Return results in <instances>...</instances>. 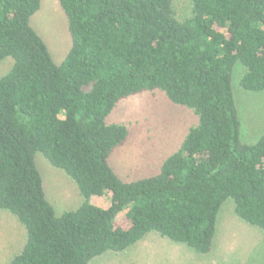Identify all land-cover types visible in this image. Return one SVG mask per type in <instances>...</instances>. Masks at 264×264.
<instances>
[{
  "label": "trees",
  "instance_id": "trees-1",
  "mask_svg": "<svg viewBox=\"0 0 264 264\" xmlns=\"http://www.w3.org/2000/svg\"><path fill=\"white\" fill-rule=\"evenodd\" d=\"M188 1L179 18L173 0H58L70 45L55 62L30 26L41 0H0V62L13 60L0 75V209L25 229L8 264H89L150 232L206 255L228 199L264 234V130L242 140L232 85L239 70L243 91H264V0ZM144 92L192 123L156 173L123 180L109 158L129 132L107 118ZM37 153L75 182V209L55 214ZM105 192L106 207L89 201Z\"/></svg>",
  "mask_w": 264,
  "mask_h": 264
},
{
  "label": "rangeland",
  "instance_id": "rangeland-1",
  "mask_svg": "<svg viewBox=\"0 0 264 264\" xmlns=\"http://www.w3.org/2000/svg\"><path fill=\"white\" fill-rule=\"evenodd\" d=\"M173 8L179 18L186 17L190 3L188 0H173ZM30 26L43 38L53 60L59 62L70 45V38L66 16L58 0H41L40 8L30 18ZM11 61L12 58L7 57L0 62V75L10 69ZM238 74L239 70L232 85L247 140L243 134L241 138L247 142L264 130V91H243L238 86ZM107 121L125 124L128 129L127 141L114 151L109 164L118 177L129 181L156 173L161 161L178 146L186 127L192 123V116L188 110L171 104L162 93L144 92L121 102ZM34 159L42 177L45 195L52 203L55 214L75 209L82 201L75 182L62 170L49 164L40 153ZM109 198L110 193L105 192L101 196L92 195L89 201L106 207ZM233 205L231 199L222 205L213 247L206 255L150 232L125 251H108L89 264L263 263V232L236 216ZM24 239V227L13 214L0 209V264L9 263L20 250Z\"/></svg>",
  "mask_w": 264,
  "mask_h": 264
}]
</instances>
